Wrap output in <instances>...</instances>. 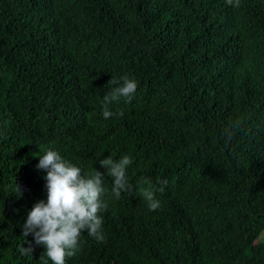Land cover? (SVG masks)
<instances>
[{"label": "trees", "instance_id": "trees-1", "mask_svg": "<svg viewBox=\"0 0 264 264\" xmlns=\"http://www.w3.org/2000/svg\"><path fill=\"white\" fill-rule=\"evenodd\" d=\"M48 148L105 173V238L66 264H264V0H0V264H52L20 227Z\"/></svg>", "mask_w": 264, "mask_h": 264}, {"label": "clouds", "instance_id": "clouds-1", "mask_svg": "<svg viewBox=\"0 0 264 264\" xmlns=\"http://www.w3.org/2000/svg\"><path fill=\"white\" fill-rule=\"evenodd\" d=\"M110 82L115 86L103 96L102 115L105 120L115 115L110 106L121 98L130 101L138 87L137 81L127 75L112 77ZM38 155L37 169L46 170L47 198L33 205L20 227L24 241L27 242V237L31 235L32 241L45 249L44 254L52 264H66V258L75 256L79 251L85 231L97 241L105 238L102 215L108 207L105 173L94 167L85 172L51 148L43 153L39 150ZM131 163L128 155L99 160L101 167L112 178L111 193L116 198L130 189L128 168ZM144 182L147 183L146 180ZM143 196L148 201L149 210L160 208L161 202L153 192L145 190ZM21 252L30 255L32 248L22 247Z\"/></svg>", "mask_w": 264, "mask_h": 264}, {"label": "rangeland", "instance_id": "rangeland-1", "mask_svg": "<svg viewBox=\"0 0 264 264\" xmlns=\"http://www.w3.org/2000/svg\"><path fill=\"white\" fill-rule=\"evenodd\" d=\"M260 239H264V232L262 233V235H261V238Z\"/></svg>", "mask_w": 264, "mask_h": 264}]
</instances>
